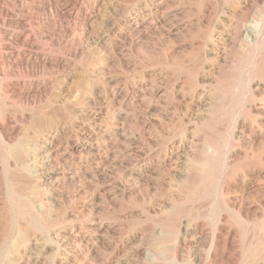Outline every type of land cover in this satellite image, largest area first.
Returning <instances> with one entry per match:
<instances>
[{
	"label": "rangeland",
	"instance_id": "rangeland-1",
	"mask_svg": "<svg viewBox=\"0 0 264 264\" xmlns=\"http://www.w3.org/2000/svg\"><path fill=\"white\" fill-rule=\"evenodd\" d=\"M79 1L13 10L62 67H0V264H264V0Z\"/></svg>",
	"mask_w": 264,
	"mask_h": 264
},
{
	"label": "bare ground",
	"instance_id": "bare-ground-1",
	"mask_svg": "<svg viewBox=\"0 0 264 264\" xmlns=\"http://www.w3.org/2000/svg\"><path fill=\"white\" fill-rule=\"evenodd\" d=\"M17 3H20V5L22 7V10H20L21 13L23 14L25 11H27L26 15L28 17H30V20H31V18L32 19L34 18V21L36 20V18H35L36 17V9H38V10L48 9V11L50 12V16L48 17L49 19L46 22L49 25V27H48L49 31L48 32L52 35H55L57 33L59 36V39L62 41L70 33V30L72 27V26L70 27V21L76 19V9L78 7H80V1L79 0H0V22L1 23L2 22H6V23L9 22L10 23L9 25L11 26V28H14L13 32L3 31L1 33V37H0V44H1V46H0V67L6 66L8 69H10V71H12L14 73H19V71L23 72V73H25V72L34 73V72H36V67H43V68L48 67V66L52 67V68L62 67L61 60H57V59L49 60L48 57H42L41 54L40 55L37 54L36 44L33 40H31V38H29L31 36L30 32L27 33L28 35L24 36L23 32L25 31V29H27L28 25L22 19L21 16H17L15 18L16 15L13 14V10L15 9ZM82 10H84V9H82ZM12 17H14L15 19H10ZM82 20H83V18H82ZM84 20H86V19H84ZM85 23H86V21H85ZM57 27H59V28L57 29ZM12 46H15L16 48H20L16 53L17 55H15V56L14 55L13 56L7 55V51H9V49ZM14 52H15V49H14ZM17 81L18 82H16V83L15 82L6 83L4 89L16 93L19 90L18 88H20L19 86H22V83L18 79H17ZM29 88H35L33 90H34V93L36 96V93H37L36 92V84L34 85L33 82L29 83ZM3 124L2 123L0 124V135L2 137H5L10 132L6 128V126H4ZM237 212H238V210H237ZM239 217H241V216H239ZM242 218L243 217H241V219ZM33 264H34V262H33Z\"/></svg>",
	"mask_w": 264,
	"mask_h": 264
}]
</instances>
